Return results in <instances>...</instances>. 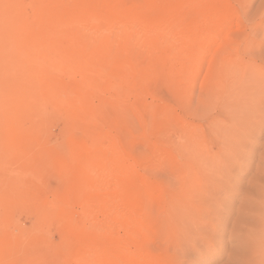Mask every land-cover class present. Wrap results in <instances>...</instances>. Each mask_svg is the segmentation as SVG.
Listing matches in <instances>:
<instances>
[{"label": "rangeland", "instance_id": "1", "mask_svg": "<svg viewBox=\"0 0 264 264\" xmlns=\"http://www.w3.org/2000/svg\"><path fill=\"white\" fill-rule=\"evenodd\" d=\"M226 1L228 67L213 42L173 81L163 61L173 51L155 43L145 65L128 68L78 32H58L51 11L100 2L101 14L145 23L166 16L153 7L166 0H0V264H81L107 247L94 209L112 198L88 194L97 177L85 170L115 141L123 202L149 221L148 254L161 264H264V0ZM173 18L182 32L194 15L178 6Z\"/></svg>", "mask_w": 264, "mask_h": 264}, {"label": "bare ground", "instance_id": "2", "mask_svg": "<svg viewBox=\"0 0 264 264\" xmlns=\"http://www.w3.org/2000/svg\"><path fill=\"white\" fill-rule=\"evenodd\" d=\"M99 3L92 4L94 6L93 12L82 11L78 7L79 4L76 6L80 9L72 8L70 10H67V5L63 7L64 4L55 6L51 11L57 15V20H55L57 31L64 32L70 29L71 32H78L80 38L86 40L89 48L111 49L109 54L105 50L107 51L105 53L108 54V58L105 55L107 59L109 57L115 60L118 58L119 61L127 59L128 68L135 64L136 69L145 63V61L143 63V59L151 53L152 45L157 43L161 45L160 47L173 51L177 57L175 59L163 57V61L173 62L170 63L172 67L168 71L171 76L170 80L184 76L181 66L199 60L210 45H213V42L214 45L216 44L214 48L219 49L217 60L220 66L226 68L229 65V62H225L232 57L231 50L227 51L225 47L228 43L227 28H219L230 9L226 0H166L165 3L159 2L153 6L154 8L165 6L167 9L166 16L164 18H152L145 23H138L135 19L122 21L119 17L111 14H101L100 9H97ZM178 6L182 7L185 15H194L190 27L182 32L179 31L173 18V11ZM94 17L103 19L105 23L103 28L100 29L96 24H90V19ZM126 47H132L129 53H126ZM132 49L135 50L132 51ZM220 50L222 51L220 52ZM182 55L187 56L182 59ZM136 58L140 60L135 63ZM168 73L166 72L167 75ZM88 162L95 163V167L85 170V176L89 178L96 172L95 176L97 177L94 180L86 179L87 186H89L88 194H94L93 188H98L97 190L102 191V193L108 191L112 203L105 205L99 201L94 209L93 221L99 224L100 228L97 227V229H102L107 233V247L91 250L88 258L82 260L81 264H161L147 253L142 244V238L146 233L149 221L137 212L127 209L123 202L121 192L124 188L127 167L121 149L117 148L116 141L111 142L105 148H100L96 156H89ZM117 167H120L119 171H116ZM119 185L121 189H118ZM81 200L83 201L82 204H86L83 205L85 207L84 212H91L93 209L89 204L90 199L81 196ZM78 201H80V197Z\"/></svg>", "mask_w": 264, "mask_h": 264}]
</instances>
